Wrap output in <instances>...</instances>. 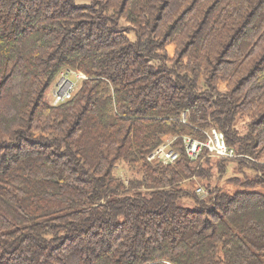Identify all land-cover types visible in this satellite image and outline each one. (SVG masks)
I'll return each mask as SVG.
<instances>
[{
    "label": "trees",
    "instance_id": "obj_1",
    "mask_svg": "<svg viewBox=\"0 0 264 264\" xmlns=\"http://www.w3.org/2000/svg\"><path fill=\"white\" fill-rule=\"evenodd\" d=\"M89 1L0 0V264H264V194L212 187L182 144L214 128L264 160V0ZM63 70L86 79L53 105Z\"/></svg>",
    "mask_w": 264,
    "mask_h": 264
},
{
    "label": "built area",
    "instance_id": "obj_2",
    "mask_svg": "<svg viewBox=\"0 0 264 264\" xmlns=\"http://www.w3.org/2000/svg\"><path fill=\"white\" fill-rule=\"evenodd\" d=\"M85 79L86 77L82 73L71 70H63L57 77V81L53 87L51 103L53 105H57L70 100L78 87L77 84H80V82ZM202 133L204 136L202 140L194 139L188 136H184V138H182L184 152L190 160H196L203 151H206L209 157L219 160H251L249 157L237 154L233 148L228 147L225 143L223 134L218 132L216 129L209 128ZM175 139L176 137L170 138V140L166 139L149 155L148 160L162 165L174 163L178 158V153L172 148V144ZM196 194L201 197H205L207 195V191L197 188ZM157 264L173 263L169 261H161Z\"/></svg>",
    "mask_w": 264,
    "mask_h": 264
},
{
    "label": "rangeland",
    "instance_id": "obj_3",
    "mask_svg": "<svg viewBox=\"0 0 264 264\" xmlns=\"http://www.w3.org/2000/svg\"><path fill=\"white\" fill-rule=\"evenodd\" d=\"M74 2L78 6H87L90 4L89 0H74ZM126 35L131 41L135 40V34L133 31H128V33ZM56 81L57 80H55L51 84L50 88L48 89V91L46 92V95H45V99L47 101H49L50 103L52 101V90H53V87H54ZM77 85L79 86V84H77ZM245 125H246L245 120H243V121L239 120V122H237V124H236V128L238 129V131L240 133H243L245 130V128H244ZM168 140H170V138H168ZM244 161L245 162L242 163V161L240 162V159H234V160H229V161L223 162L222 164L224 166V173L222 174V176H219V174H217L218 169H219V161L216 159L210 158L209 165L211 168V174L213 175V177L210 180V184L212 185V187L217 186L220 190L226 191L228 193L234 192L235 190H246V191H254V192H259V193L264 194V186L244 185V183L250 182L251 180H254V178L257 175L256 171L251 168L252 164L253 165L255 164L259 167V165H264V160H259V161L257 160L256 161V160L251 159L250 161H246V160H244ZM239 163H241V164H239ZM117 174L122 178H126V177H129L130 175H132V173L123 166H121L117 170ZM233 179H237L239 184L234 186L231 183V180H233ZM206 183L207 182H202L198 178H194L192 180H189V181L182 183L177 188V190L188 193V196H185L184 198H180L178 200V205L180 207H183V208H190V209L193 208L194 207V196L196 194L197 188H201L202 190H206L205 189ZM196 196L199 199L206 198V197H201L197 194H196Z\"/></svg>",
    "mask_w": 264,
    "mask_h": 264
}]
</instances>
